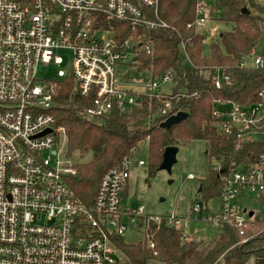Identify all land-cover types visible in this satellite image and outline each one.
<instances>
[{
    "label": "built area",
    "instance_id": "obj_1",
    "mask_svg": "<svg viewBox=\"0 0 264 264\" xmlns=\"http://www.w3.org/2000/svg\"><path fill=\"white\" fill-rule=\"evenodd\" d=\"M158 4L159 0H0V264H122L113 239L123 237L127 221L134 230L144 228L147 239L151 223L180 229L181 221L174 215L153 218L141 206L123 204L131 171L145 166L143 159L127 156L120 167L107 171L91 207L76 199L64 178L77 173L65 157L66 129L56 125L51 112L59 81L67 75L73 76L81 96L91 97L85 109L89 120H101L114 109L123 113L140 107L143 96L164 95L159 89L173 82L171 73L154 80L117 75V66L128 61L132 65L134 54L119 51L113 37L116 22L132 21L134 30L154 27L144 8ZM213 12L199 2L197 27L202 28ZM97 14L104 15L105 28L96 27ZM261 27L264 30V21ZM61 50L71 53L69 74L61 73L60 80L40 79V66L64 63ZM143 50L150 54L151 44L145 43ZM250 67H264V58L257 55ZM214 79L221 88L229 76L217 69ZM260 97L251 106L218 101L214 115L222 120L220 131L240 130L239 141L246 139L244 132L264 133V91ZM224 103L232 105L230 111L217 110ZM170 110L167 103L162 113ZM47 130L51 132L44 133ZM239 191L264 193V171H234L223 190L220 212L205 220L235 228L243 238L252 218L234 210L232 201ZM200 209L194 204L189 216H197ZM149 248L155 243L150 241Z\"/></svg>",
    "mask_w": 264,
    "mask_h": 264
},
{
    "label": "trees",
    "instance_id": "obj_2",
    "mask_svg": "<svg viewBox=\"0 0 264 264\" xmlns=\"http://www.w3.org/2000/svg\"><path fill=\"white\" fill-rule=\"evenodd\" d=\"M216 3L210 19L217 18L219 10V20L233 28L221 32L210 44L209 56L204 53V31L196 25L199 0H159L155 9L144 8L146 20L154 27L140 25L134 30L132 21L115 23L113 37L118 50L134 54V71L153 80L172 74L169 94L143 96L140 107L123 113L114 109L101 120H89L85 109L91 97L81 96L73 76L59 81L51 112L56 125L66 129V158L88 156L86 161L74 164L76 175L64 178L75 198L86 207L93 205L102 176L120 167L125 157H135L143 144L148 146L147 173L153 175L159 170L167 147L180 148L194 140L206 143L207 175L197 186L206 212H210V202L222 201L223 190L234 171H264V139L239 141L241 132L236 128L223 134L219 129L222 120L214 115L218 101L251 106L262 100L264 67L243 66V62L264 35V4L256 0ZM95 16L96 27L105 28L104 15ZM145 43L152 46L150 54L143 50ZM217 69L229 76L221 88L215 85ZM167 103L171 110L163 114ZM179 112L187 113V118L169 129L162 128L169 117ZM260 195L264 200V193ZM147 228L149 238L138 244L114 237L125 257L122 264H247L252 257L257 264H264V212L254 214L244 236L251 238L245 243L240 242L244 237L239 236L237 229L226 224L216 227V236L208 243L186 240L181 229L164 222L151 223ZM252 228L257 231L252 232ZM150 241L155 243L154 249L149 248Z\"/></svg>",
    "mask_w": 264,
    "mask_h": 264
},
{
    "label": "rangeland",
    "instance_id": "obj_3",
    "mask_svg": "<svg viewBox=\"0 0 264 264\" xmlns=\"http://www.w3.org/2000/svg\"><path fill=\"white\" fill-rule=\"evenodd\" d=\"M199 2L212 8H216L217 6L216 0H199ZM216 17L215 19H209L202 26L203 33L206 37L204 51L206 56L210 55L209 46L217 39L218 35L221 32L230 31L233 28L232 24H227L219 20L221 18L219 10L216 11ZM59 55L64 59V63L61 65L51 64L48 66H40L38 68V77L40 79L60 80L62 78L61 73L69 74L72 68L71 53L67 50H61ZM257 55L264 58V35L252 54L246 58L245 64L247 66H253L254 59ZM116 69L117 75L124 80L141 79L146 76L144 73L134 71L130 65V61L119 64ZM128 72H130V77L126 78L125 75ZM172 88L173 84L167 83L163 84L159 90L161 93L169 94ZM231 107L232 105L230 103H224L218 105L217 110L220 112H228ZM245 138L248 139L249 137L245 136ZM255 139H264V133L255 135ZM206 146V143L202 141L194 140L186 143V145L179 148L177 163L174 164L171 175L166 171L159 170L153 175H149L147 173L148 146L147 144L141 145V148L135 152V158L137 160H145L146 166L136 165L132 169L129 185L123 198V204L133 208L141 206L144 208V214L153 218L165 219L174 215L180 219V229H182L188 238L204 241L205 243L212 241L216 236L217 228L213 223L207 222L205 217H210L220 212L221 202L219 200L210 202L208 206L210 212H206L202 206V201H199L200 198L197 193L198 181L207 175L208 159L205 154ZM87 159L88 156L82 158L79 154H76L73 159L68 160L75 164L86 161ZM190 174L194 176L193 179L189 177ZM197 200L198 202L196 204L201 209L197 216L191 215L190 217L189 214L195 204L194 201L196 202ZM232 205L237 214L243 217L248 216V213L251 211L264 212V201L257 194L239 191L237 197L232 201ZM126 225L127 229L123 235L126 243L138 244L146 239L144 228L134 230L128 221ZM251 231L256 232L257 229L252 228ZM250 238H243L240 242L245 243ZM117 258L124 260L125 257L123 254L117 253ZM149 264L177 263L150 262ZM247 264H254V259L251 258Z\"/></svg>",
    "mask_w": 264,
    "mask_h": 264
},
{
    "label": "water",
    "instance_id": "obj_4",
    "mask_svg": "<svg viewBox=\"0 0 264 264\" xmlns=\"http://www.w3.org/2000/svg\"><path fill=\"white\" fill-rule=\"evenodd\" d=\"M248 12V11H247ZM187 113L179 112L167 119L162 124V128H171L172 126L180 123L181 121L185 120L187 118ZM51 132V130H47L44 133ZM179 152V147L177 146H170L167 147L165 150V153L163 155V162L161 163L159 167V171H166L169 175L172 174V168L174 164L177 163V154ZM254 216V212L249 213V217L252 218Z\"/></svg>",
    "mask_w": 264,
    "mask_h": 264
},
{
    "label": "crops",
    "instance_id": "obj_5",
    "mask_svg": "<svg viewBox=\"0 0 264 264\" xmlns=\"http://www.w3.org/2000/svg\"><path fill=\"white\" fill-rule=\"evenodd\" d=\"M255 135H257L256 133H249V134H247L246 136H248L249 138L248 139H255ZM243 192V191H242ZM244 193H246V192H244ZM258 195V194H257ZM261 199H262V196L261 195H258ZM263 200V199H262ZM264 201V200H263ZM244 210H247V209H244ZM243 210V211H244ZM236 211V210H235ZM251 212H253V211H251ZM219 213V212H218ZM250 213V212H249ZM249 213H248V217H249ZM255 213H262V212H255L254 211V214ZM253 218H254V216H253ZM182 230V229H181ZM183 232V231H182ZM184 234V233H183ZM184 236L185 237H187L185 234H184ZM187 240H191L190 238H188L187 237ZM253 259H254V264H257L256 263V258L255 257H252ZM251 259V258H250ZM249 262V261H248Z\"/></svg>",
    "mask_w": 264,
    "mask_h": 264
},
{
    "label": "flooded vegetation",
    "instance_id": "obj_6",
    "mask_svg": "<svg viewBox=\"0 0 264 264\" xmlns=\"http://www.w3.org/2000/svg\"><path fill=\"white\" fill-rule=\"evenodd\" d=\"M146 166V165H145Z\"/></svg>",
    "mask_w": 264,
    "mask_h": 264
}]
</instances>
